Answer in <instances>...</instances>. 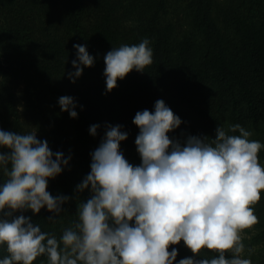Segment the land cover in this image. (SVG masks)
Segmentation results:
<instances>
[{
	"label": "trees",
	"instance_id": "16d2710c",
	"mask_svg": "<svg viewBox=\"0 0 264 264\" xmlns=\"http://www.w3.org/2000/svg\"><path fill=\"white\" fill-rule=\"evenodd\" d=\"M144 38L152 63L106 92L105 54ZM73 44L86 45L94 58L74 83L67 75L75 71ZM65 95L76 102L75 119L58 105ZM158 99L182 121L170 138L211 141L217 125L239 123L264 144V0H0V129L36 131L53 152L70 156L48 181L52 195L69 197L57 220L48 221L51 213L43 208L23 213L42 230L59 237L77 218V206L90 193L76 186L89 173L107 126L128 133L120 150L133 165L140 163L132 120ZM93 124L99 125L95 136L89 134ZM258 162L264 165V149ZM253 207L258 221L245 230L242 255L264 264V191ZM172 247L176 261L193 255L182 241ZM41 261L46 257L33 264Z\"/></svg>",
	"mask_w": 264,
	"mask_h": 264
},
{
	"label": "clouds",
	"instance_id": "9594fccd",
	"mask_svg": "<svg viewBox=\"0 0 264 264\" xmlns=\"http://www.w3.org/2000/svg\"><path fill=\"white\" fill-rule=\"evenodd\" d=\"M149 43L144 38L105 54L106 92L132 70L144 72L152 63ZM73 48L75 71L67 75L74 83L94 58L84 44ZM58 105L77 117L73 97H59ZM181 122L162 99L153 110L136 112L138 165L120 150L128 133L120 125L107 126L91 153L89 173L76 186L90 196L59 237L23 213L36 215L43 208L51 213L48 221L57 220L69 197L52 195L48 181L70 156L53 152L36 131L0 129V173L6 177L0 182V264H33L38 257H46V264H173L177 248L169 251V246L181 241L193 255L176 264H252L242 255V235L258 221L253 205L264 191V165L258 162L264 144L250 139L252 131L239 123L227 129L217 125L211 141L170 138ZM98 127L91 125L89 134L95 136Z\"/></svg>",
	"mask_w": 264,
	"mask_h": 264
},
{
	"label": "rangeland",
	"instance_id": "374dc122",
	"mask_svg": "<svg viewBox=\"0 0 264 264\" xmlns=\"http://www.w3.org/2000/svg\"><path fill=\"white\" fill-rule=\"evenodd\" d=\"M245 230H246V229H245ZM245 230H244V232H243V235H242V237H243V236L246 234V233H245Z\"/></svg>",
	"mask_w": 264,
	"mask_h": 264
}]
</instances>
